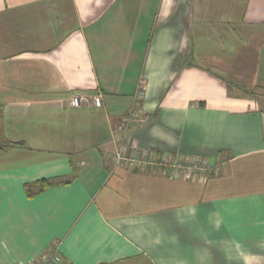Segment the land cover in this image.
Wrapping results in <instances>:
<instances>
[{"label":"crops","instance_id":"0c3cea01","mask_svg":"<svg viewBox=\"0 0 264 264\" xmlns=\"http://www.w3.org/2000/svg\"><path fill=\"white\" fill-rule=\"evenodd\" d=\"M252 93L264 0H0V264H264ZM122 149L214 171L116 165Z\"/></svg>","mask_w":264,"mask_h":264},{"label":"built area","instance_id":"2783aa9c","mask_svg":"<svg viewBox=\"0 0 264 264\" xmlns=\"http://www.w3.org/2000/svg\"><path fill=\"white\" fill-rule=\"evenodd\" d=\"M145 92V81L141 80L137 86L136 95H135V108L130 112L127 117V125L125 127L126 131L131 124L142 121L140 115V101L143 98ZM71 105L74 108H83L90 107L92 105L100 107L102 105V98L100 95H77L74 96ZM116 165H125L127 167H137L141 169L152 168L154 166L162 168L165 172H170L174 174H182L184 176L193 175H202L209 174L214 171V166L207 163H190L188 164L185 161L176 160V161H165L160 164H154L151 161L139 160L134 157L127 156V153L124 149L120 150L114 158ZM56 251H50L49 253L43 255L37 264H58L61 259L59 254Z\"/></svg>","mask_w":264,"mask_h":264},{"label":"trees","instance_id":"16d2710c","mask_svg":"<svg viewBox=\"0 0 264 264\" xmlns=\"http://www.w3.org/2000/svg\"><path fill=\"white\" fill-rule=\"evenodd\" d=\"M253 95V93L251 94ZM1 150V148H0ZM51 186V182L49 181H42L40 182L39 184H37L36 186L34 187H31L30 185H28L26 187V191H27V194L32 197L35 195V192L34 191H43L44 189H46L47 187Z\"/></svg>","mask_w":264,"mask_h":264},{"label":"rangeland","instance_id":"374dc122","mask_svg":"<svg viewBox=\"0 0 264 264\" xmlns=\"http://www.w3.org/2000/svg\"><path fill=\"white\" fill-rule=\"evenodd\" d=\"M248 96L253 98L255 100V102H257L258 105H256L255 108H257V107L259 108L260 107L259 103H264V95H254V93H253V95H248Z\"/></svg>","mask_w":264,"mask_h":264}]
</instances>
